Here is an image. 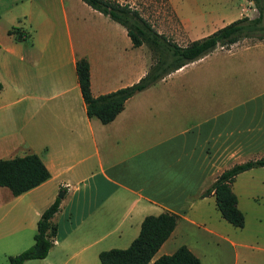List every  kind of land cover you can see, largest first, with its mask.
Listing matches in <instances>:
<instances>
[{
    "label": "crops",
    "instance_id": "1",
    "mask_svg": "<svg viewBox=\"0 0 264 264\" xmlns=\"http://www.w3.org/2000/svg\"><path fill=\"white\" fill-rule=\"evenodd\" d=\"M115 1L136 8L142 0ZM207 1L188 0L195 3L188 15L172 3L184 34L197 35L191 39L248 14L252 4ZM238 44L217 46L136 91L103 123L86 114L76 59L87 60L97 95L137 81L151 62L147 46L133 45L123 25L83 0H0V158L34 152L49 171L16 195L0 186V257L32 243L38 216L61 190L52 245L22 264H101L100 250L126 247L142 218L162 210L178 218L152 259L184 244L199 264L204 253L227 248L229 264H264V221L251 226L245 217L264 166L231 182L241 227L220 215L212 191L201 195L222 169L264 155V89L243 100L233 82L223 89L225 67L240 73L234 55L264 63V41ZM189 225L204 232L199 246L183 238Z\"/></svg>",
    "mask_w": 264,
    "mask_h": 264
},
{
    "label": "trees",
    "instance_id": "2",
    "mask_svg": "<svg viewBox=\"0 0 264 264\" xmlns=\"http://www.w3.org/2000/svg\"><path fill=\"white\" fill-rule=\"evenodd\" d=\"M92 8L109 16L126 29L133 45L145 44L150 51L151 62L146 72L135 82L114 90L92 95L89 88L88 62L84 57L75 61V72L81 96L88 116H96L101 122L110 121L123 107L125 99L180 66L197 59L217 46L227 47L244 37L264 38V0H250L257 15H241L212 32L184 44L159 32L139 11L128 3L115 0H83ZM13 29H8V32ZM17 37L20 33L17 32ZM1 87V83H0ZM264 166V155L234 162L222 169L201 195L213 192L220 215L230 224L241 227L244 214L236 205V195L231 189L235 175L245 169ZM49 177V171L34 152L0 158V186H6L14 195L36 186ZM59 197L49 203L36 220L33 241L26 248L7 256V264H22L25 259L44 257L52 245L55 225L51 220L58 209ZM178 215L168 210L145 215L138 234L123 248H107L98 252L101 264H199L200 260L186 245H178L172 252L152 259L157 248L170 234Z\"/></svg>",
    "mask_w": 264,
    "mask_h": 264
},
{
    "label": "rangeland",
    "instance_id": "3",
    "mask_svg": "<svg viewBox=\"0 0 264 264\" xmlns=\"http://www.w3.org/2000/svg\"><path fill=\"white\" fill-rule=\"evenodd\" d=\"M252 2V1H251ZM177 8L179 14L188 15V8L193 7L195 3H188V0H174L172 2ZM172 3L168 0H142L137 3L136 9L139 13L145 17L155 28L165 32L168 36L173 38L178 43H183L186 40H189L197 35L184 34L182 29V23L176 15L175 8L172 6ZM212 1L208 0L205 5L210 6ZM189 5V6H188ZM196 7V6H195ZM247 16L251 17L252 15H257V9L255 8L253 2L250 5L249 9H246ZM264 21V17H263ZM239 47L248 44L250 42H262L264 38L256 39L254 37H244L239 40ZM225 50V47H223ZM244 51V50H242ZM253 54L252 51L248 50V53ZM247 57H253L252 55ZM243 53L240 52L239 56L234 55V58H240L241 63L239 66L240 73L239 75L235 74L234 76L227 74V69L223 74L224 90H228V83L233 82L235 84V92L238 93L241 100L259 94L262 89H264V63L261 61L254 62H245L242 61ZM232 58V56H231ZM231 76V77H230ZM233 77V79H232ZM228 94V93H225ZM259 169V168H257ZM59 192V191H58ZM57 192V193H58ZM253 195V197H251ZM251 196L247 197L249 205L245 208V217L248 225H253L254 222L260 220L264 221V181L261 186H258L254 189ZM254 206L255 210L252 209ZM259 214V215H258ZM258 215V216H257ZM263 215V216H262ZM264 229V226H263ZM264 235V233H263ZM204 236V232L201 226L189 225L186 227L183 238L186 237L188 240H193L194 244L197 246L200 245L201 239ZM209 254V255H208ZM212 259V262L218 260V264H229L232 261V252L229 248L226 250L222 249V252L216 253L211 251L210 253H204L202 255V264H213L209 259ZM218 258V259H217ZM0 264H7L5 257H0Z\"/></svg>",
    "mask_w": 264,
    "mask_h": 264
},
{
    "label": "water",
    "instance_id": "4",
    "mask_svg": "<svg viewBox=\"0 0 264 264\" xmlns=\"http://www.w3.org/2000/svg\"><path fill=\"white\" fill-rule=\"evenodd\" d=\"M57 195L60 197L62 195V191L60 190Z\"/></svg>",
    "mask_w": 264,
    "mask_h": 264
}]
</instances>
